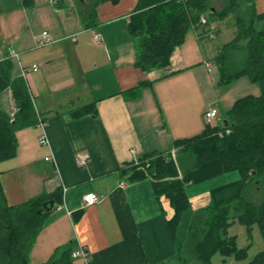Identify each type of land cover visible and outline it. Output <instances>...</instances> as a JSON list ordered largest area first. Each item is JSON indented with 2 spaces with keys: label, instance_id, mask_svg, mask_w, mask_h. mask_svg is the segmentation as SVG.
Segmentation results:
<instances>
[{
  "label": "crops",
  "instance_id": "0c3cea01",
  "mask_svg": "<svg viewBox=\"0 0 264 264\" xmlns=\"http://www.w3.org/2000/svg\"><path fill=\"white\" fill-rule=\"evenodd\" d=\"M137 2H104L93 10L94 0H0V61H13V75L24 77L36 110L48 119L45 129L18 131V153L0 162V184L12 206L56 190L63 195L31 260H48L73 243L74 251L88 252L87 260L73 258L76 264L179 261L167 226L170 201L158 196L153 177L132 180V167L160 154L176 160L186 152L175 142L202 134L206 111L217 108L221 114L210 74L219 72L216 60L236 29L231 18L210 21L206 15V25L192 23L168 67L144 72L129 29ZM254 13L264 38V0L255 1ZM44 32L53 43L38 47ZM6 91L13 110L12 91ZM82 109L88 113L73 116ZM226 113L216 118L221 124ZM44 133L48 145L39 142ZM82 157L88 159L84 165ZM177 164L195 212L250 197L242 175L225 172L219 160L195 168L183 166L182 159ZM90 193L99 201L86 206Z\"/></svg>",
  "mask_w": 264,
  "mask_h": 264
},
{
  "label": "trees",
  "instance_id": "16d2710c",
  "mask_svg": "<svg viewBox=\"0 0 264 264\" xmlns=\"http://www.w3.org/2000/svg\"><path fill=\"white\" fill-rule=\"evenodd\" d=\"M119 1L94 0L92 9L100 3L117 4ZM215 1H223L221 10L215 8ZM255 1L138 0L129 21L138 50L137 66L144 72H150L169 66L173 51L184 42L192 23L200 21L201 16L209 14L210 21L234 16L231 23L236 29L235 37L225 45L216 60L221 74L220 84H230L246 76L251 83L260 87L261 94L237 99L226 113L227 124L212 126L206 123L202 134L176 141L175 144L183 147L188 155L192 153L194 168L219 160L225 172H239L246 187L252 183L264 187V38L255 28ZM241 48L244 51L239 56ZM6 89L12 91L15 112L10 115L0 109V162L16 157L18 131L36 127L41 121L47 124L48 121L44 114L36 110L24 77L13 75V61L10 58L0 61V92ZM86 113L88 111L82 109L74 112L73 116L81 117ZM227 128L231 130L230 134L218 137V132ZM178 167L179 164L171 156L156 155L150 159V166L146 170L134 165L131 179L153 177L158 196L164 195L169 199L173 215L167 218V226L180 263L192 264V260H197L199 264H213V256L219 253L225 259L224 264L232 256L236 262L264 264V248L248 260V247L238 248L237 236L229 234V229L236 223L244 226L248 234L256 225L264 244V197L258 204L250 203L243 196L195 212L191 208L185 184L179 178ZM52 200L55 206L47 211L44 203ZM62 201L61 191L56 190L12 206L7 202L0 184V264L31 263L38 237ZM186 221L189 230L193 231V241L188 250L196 255L194 257L185 252L186 245H190V240L184 242L182 235V229L187 227ZM73 246L72 243L65 249L57 248L41 264H73Z\"/></svg>",
  "mask_w": 264,
  "mask_h": 264
},
{
  "label": "rangeland",
  "instance_id": "374dc122",
  "mask_svg": "<svg viewBox=\"0 0 264 264\" xmlns=\"http://www.w3.org/2000/svg\"><path fill=\"white\" fill-rule=\"evenodd\" d=\"M223 5V1H215L214 6L215 8H217V10H221ZM207 16L209 14H206ZM230 21L233 23L234 22V16L230 17ZM241 46L243 47L244 44H241ZM1 50V49H0ZM242 50V48H241ZM240 51V50H239ZM244 50H242L238 55L242 56ZM1 52H3V50H1ZM210 78L212 80V82H217L216 84V88L218 89L217 91V99H218V103L220 104V111L221 114L218 110V117H223V115H225L226 110L229 109L231 107V105H233L234 100L236 101L237 99L247 96V95H255L258 96L261 94V90L260 87L257 84L251 83L249 81V79L244 76L241 77L240 79H238V81H234L230 84H220V80H221V74L220 72L217 71V69L214 68V72L210 74ZM6 90H4L3 92H0V109L9 113L10 115H13L15 112V107H14V111L12 110V106H11V102H10V96L7 95ZM213 109V108H211ZM13 111V114L11 113ZM207 112V111H206ZM205 112V113H206ZM204 113V116H205ZM220 115V116H219ZM226 117V116H225ZM205 119V118H204ZM222 119V118H220ZM220 119H214L212 120V125L213 126H219L221 124V120ZM226 119V118H225ZM206 121V120H205ZM192 153H189V155L187 153L181 155L180 157L178 156V158L176 157L177 161H180V159H182L183 162V166L185 165H189L194 163L195 158L193 156H191ZM189 156V158L187 159V157ZM180 158V159H179ZM186 159V160H185ZM191 159V161L189 162V160ZM181 165V164H180ZM249 194L250 197L248 196V201L250 203L253 204H258L262 201L263 197H264V187L262 184L259 183H252L248 186V189L246 190ZM233 216H235L234 213H232ZM193 218H191L190 220L192 221ZM233 219H235V217H233ZM189 221L190 225L192 224V222ZM187 223V221L185 222V224ZM184 225V223H183ZM187 225V227H186ZM185 225L186 228H183L182 231L184 234L183 235V240L184 242L189 241L190 245H186L185 248V252L189 255V256H196L193 252L189 251L188 249L191 247L193 238L191 237L192 232L189 230V226L188 223ZM229 234L230 236H237V247L239 248H245L248 247V260L251 259L252 257H254L257 253H259L261 250H263L264 248V244H263V240L262 237L260 235L259 232V228L255 225L252 230L251 233L248 234L247 230L244 226L240 225L239 223H236L235 225H233L230 229H229ZM47 238L45 237L44 241H46ZM43 241V242H44ZM43 242L42 244H40V246L38 248H42L43 247ZM185 244V243H184ZM68 245H63L61 247H64L63 249H65ZM184 252V251H183ZM47 258H44V256H35L33 257V259L31 260L30 264H41L46 260ZM229 261L227 264H247L248 261L243 262H236L234 257L232 256L231 258H228ZM79 261L77 259H75L73 261V264H76V262ZM213 264H224V257L221 256L219 253H216L213 256ZM171 264H180L179 261H174ZM192 264H199V262L197 260H192Z\"/></svg>",
  "mask_w": 264,
  "mask_h": 264
},
{
  "label": "built area",
  "instance_id": "2783aa9c",
  "mask_svg": "<svg viewBox=\"0 0 264 264\" xmlns=\"http://www.w3.org/2000/svg\"><path fill=\"white\" fill-rule=\"evenodd\" d=\"M200 23L201 24H206L207 23V18L206 16H201L200 18ZM94 38H95V41L97 43H100L102 41V34L100 32H96L94 34ZM75 40V38L73 39ZM53 43V40L51 38H48L47 37V32H44L43 33V38L41 39H38L37 40V46L38 47H43V46H46V45H49ZM12 55L14 57H18L19 55L18 54H15V53H12ZM34 69L37 68L36 65L33 66ZM27 71V69H24V72ZM218 110L213 108V109H210L208 110L206 113H205V120L208 124H212V120L216 119L218 117ZM46 123L45 122H39L38 126L45 129L46 127ZM231 130L230 129H225L224 131H220L218 132V137L220 138H223L225 135H228L230 134ZM40 144L41 145H48L49 144V141H48V138H47V135L46 133H44L41 138H40ZM134 153V150L132 151ZM53 157H48L47 160H52ZM87 157H82L80 158V161L79 163L80 164H86L87 163ZM135 166H138V167H141L142 169L146 170L149 166H150V159L149 160H146V161H141V160H135ZM99 201V197L96 193H90L88 194L87 196H85L84 198V202H85V205L86 206H91V205H94L96 204L97 202ZM72 257L73 258H77V257H83L85 260H87L88 258V252L86 251L85 248L83 247H79L78 250H75L72 254Z\"/></svg>",
  "mask_w": 264,
  "mask_h": 264
},
{
  "label": "water",
  "instance_id": "95a60500",
  "mask_svg": "<svg viewBox=\"0 0 264 264\" xmlns=\"http://www.w3.org/2000/svg\"><path fill=\"white\" fill-rule=\"evenodd\" d=\"M224 123L227 124V120H225ZM54 206H55V201L53 200L44 203V208L47 211H50Z\"/></svg>",
  "mask_w": 264,
  "mask_h": 264
}]
</instances>
